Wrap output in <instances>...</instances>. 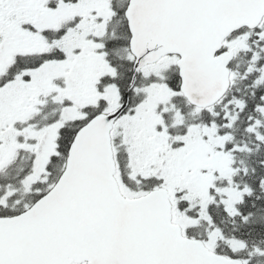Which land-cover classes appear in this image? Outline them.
<instances>
[{
	"label": "snow or ice",
	"instance_id": "1",
	"mask_svg": "<svg viewBox=\"0 0 264 264\" xmlns=\"http://www.w3.org/2000/svg\"><path fill=\"white\" fill-rule=\"evenodd\" d=\"M0 264H264V0H0Z\"/></svg>",
	"mask_w": 264,
	"mask_h": 264
}]
</instances>
